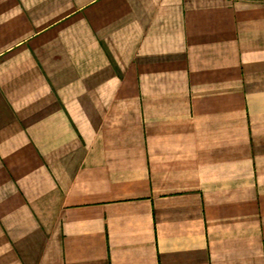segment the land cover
Masks as SVG:
<instances>
[{
	"label": "crops",
	"instance_id": "1",
	"mask_svg": "<svg viewBox=\"0 0 264 264\" xmlns=\"http://www.w3.org/2000/svg\"><path fill=\"white\" fill-rule=\"evenodd\" d=\"M0 264H264V0H0Z\"/></svg>",
	"mask_w": 264,
	"mask_h": 264
}]
</instances>
